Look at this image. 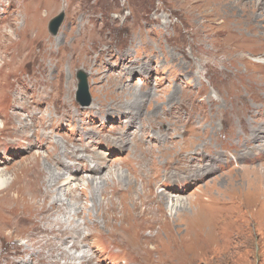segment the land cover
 I'll list each match as a JSON object with an SVG mask.
<instances>
[{"label":"rangeland","instance_id":"obj_1","mask_svg":"<svg viewBox=\"0 0 264 264\" xmlns=\"http://www.w3.org/2000/svg\"><path fill=\"white\" fill-rule=\"evenodd\" d=\"M210 1L213 0H0V116L5 120L0 137L11 126L6 122L13 106V98L9 93L10 83L29 76L33 58L41 45L47 43L54 45V55L59 54L62 60V65L60 64L54 72L55 84L51 100H44L40 90L33 91L34 93L31 90L29 93L35 96V104L39 102L35 110L40 112L42 128L54 139H60L61 143L68 142L77 150L91 144L92 150L104 155L106 163H109L107 168L113 169L106 177H114L116 180L123 177L118 176L119 173L134 174L130 167L136 163L131 151L140 150V142L146 143L143 148L149 145L154 148L152 164L170 161L172 152L182 151L186 159L178 168L179 172L184 171L183 166L192 167L198 175L204 161H207L208 166L214 165L213 168L216 169L199 176L204 177L202 182L194 181L196 184L193 185H187L188 180L184 182L182 185L185 187H181L185 191L181 194L172 189L174 186L179 187L181 183L165 181L166 177L160 178L165 187L173 190V195L180 197V200L169 201L165 206L161 204L157 209H152L147 199L152 191L148 185H145L144 189L141 185L137 186L135 190L126 188L124 183L112 184L106 194L100 192V188L96 186L93 189L69 192L68 198L82 196V213L75 215L71 204L66 203L67 206H63L61 214L40 215L30 225L13 231V237L9 236L10 249L0 247V264H25L23 259H27L30 253L35 251L39 255V248L33 244L40 236L41 226L48 228L54 225L59 228L63 222L68 228H75L77 225L85 228L86 222L91 219L105 224L101 216L104 198L109 199L110 204L118 208L116 221L111 225L113 230L133 226L126 217L128 214L135 215L138 211H130L127 204L133 209L134 204L138 203L139 212L148 209V217H156V225L153 226L155 229L152 231H158L160 234L155 241L147 242L143 239L147 252L128 248L126 259L118 256L121 252L119 248L97 240V249L103 253V258H108L106 264H264V139L258 144L261 151L253 162H244L248 160L244 159L248 153L242 144L243 139L251 138L253 132H258L256 135H264V132L261 133L264 127V103L255 96L262 90L260 87L252 89L247 86L255 79L264 83V73L261 70L264 66V0H217L222 3L220 11L224 12L218 17H215ZM61 14L64 16L63 22L54 35L49 25L52 19ZM84 23H88L87 27L82 26ZM17 26H24L25 29L18 36V40L11 32V28ZM237 29L247 34V38L240 39L235 36L234 31L237 32ZM82 44L85 46L84 54L90 60H95L98 54L111 46L113 56L109 57L107 67L105 66L102 72L106 73V77L114 74L126 81L120 90L114 89L118 91L115 92L116 95L119 94L118 100L102 109L97 102L103 97L105 100L109 97L110 84L105 78L102 82L94 80L92 70L80 58ZM10 47L12 50L8 51ZM21 48L27 49L19 52ZM182 57L188 62L187 66L178 67L171 74L169 66L173 60ZM49 63L50 58L47 60V64ZM142 65L154 68L146 73L141 71ZM188 66L189 69L190 66H195L193 69L202 77L206 89H212V83L224 87L227 81L230 82L229 79L236 75V71L241 72L238 75L239 81L247 78L242 84L244 88L240 90L248 94L249 101L239 97V100L232 104L231 98L235 94L226 90L221 97H217L224 101V111H219L223 116L229 115L230 122L228 119L227 122L220 123L218 130H212L211 135L206 134L208 122L204 118L215 105L206 98L205 92H201L200 97L197 96L199 103L187 110L179 113L171 109L177 99L200 87L191 74L190 78L185 76L189 71ZM79 71L87 75L89 104L85 103L79 89ZM50 73L53 74L52 69ZM180 78L183 81L189 78L195 83L193 86L182 85L183 83L178 81ZM170 80L175 81V89H171ZM68 85L70 88L67 90ZM172 90L175 96L171 102ZM132 103H136L134 107L142 112L135 125L143 119L145 129L154 123L157 125L155 133L162 132L160 135L165 140L173 135L166 148L160 147L155 138L151 139L149 132L137 138L136 127H131L129 120V116L134 115L127 110L129 108L131 111L129 106ZM255 107L257 110L252 116L250 111ZM67 111L76 116L68 114ZM194 111L196 116L191 115ZM168 112L170 115H167ZM163 119L166 121L165 127L160 123ZM139 125L141 129L143 125ZM122 134L131 138L129 151L119 144L118 140ZM187 138L190 143L185 142ZM23 140H20V143L24 142ZM247 141L244 140L245 143ZM6 147L0 146V150H6V158L14 156L15 160L8 165L11 171L15 172L16 178L12 181V186L17 181V188L0 191V208L7 207L1 204V198L8 191L9 196L22 202L20 197L24 195L25 190L28 193L26 204H32L33 199L41 205L43 200L35 198L30 189L22 185V176L33 165H42L46 152L40 151V157L31 158L34 155L20 152L18 156ZM90 153L89 151L88 154ZM192 153L204 154L205 158L193 156ZM188 155L190 158L187 161ZM22 156H25L23 161L20 160ZM35 158H38L36 163ZM160 179L157 178L159 182ZM165 187L157 185L156 189L162 190ZM82 188H86L84 184ZM127 191L130 194L122 196ZM130 196L133 198V204L130 202ZM47 205L49 206V203ZM164 220L169 225H166ZM1 221L4 222L5 218ZM1 225L0 223V227ZM177 230L183 233L184 240L178 236ZM216 230L224 239L215 249L217 243L212 240ZM10 231L12 230H3L4 233ZM149 232L150 229H147V233ZM171 232L181 239L179 244L165 241L166 235L169 236ZM200 240L203 244L209 243L215 251L205 247L204 252ZM44 244L45 241L41 245ZM19 246L28 252H22ZM91 253L98 262H104L97 250H91ZM45 257L58 262L65 261L64 258H53L48 251ZM35 261L38 264H48L40 256Z\"/></svg>","mask_w":264,"mask_h":264},{"label":"bare ground","instance_id":"obj_2","mask_svg":"<svg viewBox=\"0 0 264 264\" xmlns=\"http://www.w3.org/2000/svg\"><path fill=\"white\" fill-rule=\"evenodd\" d=\"M220 1H217V0L210 1V4L213 6L212 11L213 13L215 12V17L221 16L224 14V12L220 11V6L222 5ZM250 2L252 3V1H249V3ZM223 3L225 4L226 2H223ZM87 25L88 23L82 24V26L84 27H87ZM11 30H12L11 32L14 35H16V38H15L16 40H18V36L21 35V32L25 31L24 26L13 27L11 28ZM151 33H153L152 30H151ZM234 35L235 36L237 35V37H239L240 39L247 38V34L239 31L238 29H237V32L234 31ZM53 48H54V45L43 43L39 49V52L36 53V56L33 58L32 69H31V73L29 74V76L21 80H13V83H10L9 93L12 95V98H13V106L9 110L6 122L9 123L11 126L5 133H2V136L0 137V146L2 145H5V147L7 146L6 148H8L10 152L14 151L16 152L15 155H18V156H20L19 155L20 152H26L28 155L29 154L34 155L31 158H34L35 156L40 157L42 155L41 152L43 150L46 153L43 158L44 163H42V165H33L32 168L22 176L24 178L22 185L25 188H29L31 194L35 198H39L43 200L41 205L37 204L33 199H32V204L30 203L26 204L25 201H26V197L28 193L25 190H24V195L20 197V200L22 202H19L17 199H14L11 196H9L8 193L10 194V191H8L3 196V198H1V204L7 205V207L2 206V208H0V212L2 215L0 217V220L5 218L4 222L2 221L0 222L2 224L0 227V247L2 246L6 250L10 249L9 236L13 237L12 236L13 231L16 232L18 229L24 228L26 225H30L35 220V218L39 217L40 215L44 216V215H49V214H53V215L58 214V213L61 214L62 212L61 210L63 206H65L66 203H70L74 211V214L79 216V214L82 213V210L84 208V205H83L84 201L81 200L82 196H77V197L73 196L74 199L72 198V196L68 198L67 195L69 194V192H74L77 190L83 191L86 189H93L96 186L100 188V192L103 191V193L106 194L108 187L112 184L120 183L122 185L124 183L126 185L125 186L126 188H134L135 190L137 186L140 187L141 185V188L144 189L145 185H148L151 187L152 191L149 193L147 199L152 209H157L159 205L163 204V206H165L167 202L169 201L170 202H172L173 200L179 201L180 197L174 196L173 190L178 191L180 194L184 192L185 190L181 186H184L182 184H184V182H186L187 180H188L187 185H193V184H196V182L204 181V177H199V176L206 175L210 171L211 172L216 171V169L213 168L214 165L208 166L206 164L207 161H204L203 168L198 173V175L192 169V167L185 168V166L183 165L182 166L184 168V171L179 172L178 168L181 166V164L186 159L182 151H178L177 153L172 152L170 161L167 160L164 163L158 162V164L154 162V164H152L151 160L153 158L152 155L154 153V148L151 147L150 145H149L150 147L148 146L146 148H143L146 143L140 142L141 149L140 150L135 149L134 151H131L132 156H134L133 158L134 163H136L135 165L133 164L134 165L133 167L132 166L130 167L134 174L130 175L128 172L126 174L119 173L118 176H123V177H119L116 180L114 179V177H111V178L106 177V175L109 174L113 169L107 168V166H109V163H106L107 162L106 158L101 153L92 150L91 144H86V146L85 145L82 146L83 147L82 150H79V149L77 150L74 147L72 148L71 147L72 145L70 146L69 145L70 143L68 142L61 143L59 141L60 139L59 140L58 138L57 140L54 139L51 136V134H48L44 130V128H42L43 122L42 123L40 122V118H41L39 116L40 112L39 110H35L36 109L35 107L39 105V102L35 104L33 100L35 96L34 97L33 95L31 96V94L29 93L31 90L32 92L33 91L37 92L38 90H40L42 91L41 94L44 97L43 98L44 100H47V101L51 100L50 98L53 93L54 84H55V80L53 78L54 72L60 66V64L62 65V60L59 57V54L54 55ZM84 48L85 46L82 44L80 48V58L83 59L84 64L90 67V69L92 70L94 80L96 82H99V81L102 82V80L105 78L107 83L110 84L108 88V91H111V92H108L109 97H107L106 100L103 97V99L100 102H97L100 106L99 108L102 109L104 108V106L108 104L110 105V103L116 102L118 100L117 96L119 97V94L116 95L115 92H118V91H115V90L122 88L126 81L123 80L121 76L114 75V74L110 76L108 75L106 77L105 76L106 73L103 74L102 72V69L105 66L107 67V63L109 61L108 59L113 53L111 46H108L104 52H101L100 54H98L95 60H90L84 54ZM26 49L27 48H21L19 49V52L20 51L24 52ZM11 50H12L11 47L8 48V51H11ZM48 58H50L49 64H47ZM187 63L183 57L182 59L176 58L175 60H173V63H171V65L169 66L171 74H173L178 69V67L185 68L187 66ZM153 68L150 65H145V66L142 65V68L140 69L142 72L149 73L151 72V70H153ZM193 68H195V66H193ZM193 68L190 66V69H189V66H188L187 70L189 71L188 72L186 71L187 73H185V76L190 78V76L192 75L194 78V81L199 84L200 86L199 89L198 90L196 89V91L190 90V92L186 93L181 99H177V102L171 105L172 106L171 109H175L176 111L181 113V111L185 109L187 110V108H189L190 106H194L198 104L199 100L197 96H199L201 92H205L207 94L206 98H208L215 105L213 110L207 114L206 118H204V120L208 122L207 123L208 128L206 130V134L211 135L213 134L212 130H215V131L218 130L219 128L218 126L220 123H224L223 121L227 122L228 119L230 122L229 115L228 117L223 116V114L219 111V110L224 111V105H223L224 101L217 97H221L223 95L222 93L225 92L224 90H226V91H230L233 94H235L231 98L232 104L236 103L239 100V97L246 101H249L248 94L243 93L240 90L241 88H244L242 84L245 82L247 78H243L241 79V81H239L238 75L241 72L236 71L235 72L236 75L230 78L229 79L230 82L227 81L224 87L223 85H215L212 83V89H206L204 83L202 82V77L198 76V74L194 71ZM50 69L53 70V74L50 73ZM261 70H263L262 73H264V66ZM189 74L191 75L189 76ZM207 75L205 78H207ZM189 78L188 79L186 78V81H183V79L180 78L178 79V81L182 82L183 83L182 85L190 84L193 86L195 82L192 81V79L190 81ZM170 82L172 83L171 89H175L176 87L173 83L175 81L170 80ZM29 86H31L32 88H29ZM247 86H249L252 89H255V88L259 89L260 87L262 91L260 93L255 94V96L258 100L264 103V83L263 82L260 83L257 79H255L254 82H252L251 84H248ZM68 88H70L69 85L67 86V90ZM197 91L198 93H196ZM213 92H216V94H214ZM147 93L148 92H146V94ZM171 93L172 94L170 96L171 98L170 101L174 100V96H175L174 90H172ZM258 100L257 102H259ZM134 104L136 103H132L130 106L127 105L130 107L131 111H129V108L127 109L126 107L125 109H127L128 112L134 115L133 117L132 115L129 116L131 117L129 120H130V126L136 127L137 138H139V136H141L142 134L147 135V133L149 132V136H151V139L155 138L156 139L155 141L160 144V147L166 148V145L169 143L173 135H171V137L169 138L167 137V139L165 140L164 137L160 135L162 132L160 133L158 131L155 133L154 129L157 125H154V123L150 124L147 127V129H145V126H144L145 122L143 119H141V122L139 121L140 122L139 124L143 125V127L139 129L140 125L139 124L135 125V123H137L136 121L140 119V115H141L140 113L142 112L139 109L135 108ZM109 107L111 108V106ZM230 110L231 109L229 108L228 111ZM256 110H257V107L252 108L250 111V114L254 116V114L256 113ZM67 113L70 115H73L74 117L76 116L71 111H67ZM191 113H192L191 115L196 116L195 111ZM159 114L160 113H158V115ZM158 115L156 114V116ZM167 115H170V113L168 112ZM164 117L167 118L166 116ZM0 119H1L0 130H2L5 125V120L1 116H0ZM165 122L166 121H164V119L163 121H160L163 127H165ZM257 130H260V129H257ZM261 130H262L261 133H263L264 127H262ZM256 133L258 132H255V133L253 132L251 134L252 137L249 139H246V138L243 139L242 144H244L246 148V152L248 153V156L244 158L248 160L244 162H253L259 156L258 152L261 150H260V145L258 144L262 143V139H264V135L262 134L256 135ZM20 140L21 141L23 140L24 142L20 143ZM130 140L131 138H129V135L122 134L120 135L118 141H119L120 146H123L129 151L131 150L129 147L131 143ZM244 140H248V141L245 143ZM185 142L190 143L191 141L189 140V138H187L185 139ZM89 151L91 152L90 154H88ZM192 155L198 156L200 158H203V157L205 158L204 154L196 155L192 153ZM13 157L6 158V150L4 152L3 150H0V166L5 165L4 167L0 168V191H4V190L6 191L13 187L17 188V181L12 186V181H14L16 178L14 176L15 172H12L11 168H9V165H8V163L15 160L13 159ZM24 158L25 156H22L20 160L23 161ZM189 158H190V155H188L187 161L189 160ZM37 160L38 158H35L34 163H36ZM114 172H117V171H114ZM20 174L21 172L19 173V176ZM162 177H166L165 181H174V182L181 183V185L179 186L181 188H179L178 186H174L172 188L173 190H168L161 180ZM157 178L159 179L161 178L160 179L161 182H159ZM115 181H117V183H115ZM148 182H151V184ZM82 184H84L86 188H82ZM156 184L160 185V187L164 186L165 188H163L162 190L159 189L160 190L159 191L156 189V186H157ZM119 190L125 191V189H119ZM129 194L130 192L127 191L126 194H122V196H126ZM138 199L140 200L141 197H139ZM130 200H131L130 202L133 204L132 196H130ZM48 203H49V206L47 205ZM176 204L178 205V203ZM127 205L130 211L132 210L138 211L135 215L128 214V216L126 217L127 221H131L133 223V226H129V228L127 227V228L117 229V230H113L111 228V225L116 221L115 218L117 216L116 214H117L118 208L114 204H110V200L106 198L103 199V204L101 206V209L103 210L101 216L103 217L105 224H101L96 219H91L90 221L86 222L85 228L80 227L78 225L75 228H68L64 226L63 222H61L62 226L60 225L59 228L54 225L48 228L41 226L40 232H39L40 236L38 237V240L33 244L34 246L39 248V255L35 251L30 253L27 259H23L24 263L25 264H38V262H36L35 259L38 258V256H40L42 259H45L48 264L50 263H55V264H106L108 262V258L106 257L103 258V255H102L103 253L100 252L99 249H97V246H96L97 240L103 241L107 243L108 245H111L112 247L119 248L122 253L120 252L118 256H121L124 259H126L128 255V248L134 249L137 252H139L140 250H144L145 252H147L142 242L143 239L145 238L147 242H150V241H155V238L160 236L158 231L157 232L152 231L153 229H155L153 228V226L156 225L155 224V222L157 221L155 219L156 217H153V219L148 217V213H149L148 209H144V211L139 212L140 206L138 203L134 204L133 209L129 207V204ZM64 215L68 217L66 213ZM163 222H165L166 225H169V223L166 222V220H164ZM214 227L216 229L217 225L215 224ZM4 229H8L12 231H10V233H7V232L4 233L3 232ZM147 229H150L149 233H147ZM107 230H109L110 232H108ZM177 231H178V236L182 238L183 233H181L180 230H177ZM140 232H143V234ZM110 237H113V239H110ZM215 237H217L216 240H215ZM182 239L184 240V238ZM223 239H224L223 235H220L218 233V230H216L214 232V237L212 240L217 243V246L215 247V249L219 246V243L221 242L223 243ZM166 240L172 241L173 244H179L181 239H179L176 235H174L171 232L169 236L166 235L165 241ZM44 241H45V244L41 245ZM200 242H201L200 244L203 250L205 247H209L210 250L215 251V249H211L209 243L203 244V241L201 240ZM19 248L22 252H28V250L23 249L22 246H19ZM91 250H97L99 255L104 259V262H98L95 259L96 257L93 256V254L91 253ZM46 251H48L50 255L53 256V258L60 257L61 259L64 258L65 261L62 260V262H58L54 259H47L45 257Z\"/></svg>","mask_w":264,"mask_h":264},{"label":"water","instance_id":"obj_3","mask_svg":"<svg viewBox=\"0 0 264 264\" xmlns=\"http://www.w3.org/2000/svg\"><path fill=\"white\" fill-rule=\"evenodd\" d=\"M63 14L55 17L54 19L51 20L50 22V31L52 34H57L62 22H63ZM77 77L79 79V89L82 95V98L85 100L86 104H89V97H88V84H87V75L85 72L83 71H79V73L77 74Z\"/></svg>","mask_w":264,"mask_h":264}]
</instances>
